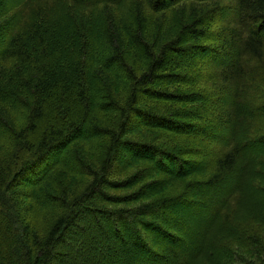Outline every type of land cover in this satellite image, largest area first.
<instances>
[{"label":"trees","instance_id":"trees-1","mask_svg":"<svg viewBox=\"0 0 264 264\" xmlns=\"http://www.w3.org/2000/svg\"><path fill=\"white\" fill-rule=\"evenodd\" d=\"M263 231L264 0H0V264H264Z\"/></svg>","mask_w":264,"mask_h":264},{"label":"rangeland","instance_id":"rangeland-1","mask_svg":"<svg viewBox=\"0 0 264 264\" xmlns=\"http://www.w3.org/2000/svg\"><path fill=\"white\" fill-rule=\"evenodd\" d=\"M199 81V79H198ZM198 83V82H197ZM196 83V84H197ZM204 87L206 88L205 90L210 92V86L209 85H205V84H201V82L199 83V85L197 84V86H195L193 88V90H198V91H202L204 89ZM209 88V89H208ZM182 91H188L189 90V87H182L181 89ZM169 137H173L172 135L169 134ZM123 155V153L121 154ZM133 155H136L133 154ZM132 158V156L129 155V153L127 154H124V157H123V160H122V163L123 162H126L128 160H130ZM166 165L170 168H172V165H170L169 163L166 162ZM158 177V176H157ZM213 194V193H211ZM250 201H254L255 200V195H252V193H250ZM199 200H202V201H205L206 203L208 202L207 199H199ZM189 220L190 222H198L199 224L201 225H205L207 224L211 218H212V212L210 211V208H206V209H200V210H196V208H191L189 211ZM34 218L36 219V221L40 224L41 222H39V218L40 216L42 215V213H39L38 210L35 211L34 213ZM178 216H175V218H177ZM102 218V217H101ZM178 224L181 225V220L179 218L176 219ZM82 224L84 225V228H85V232L83 233H76V232H72L68 237H67V241L66 243L63 245V247H61V251L63 253L65 252H70L73 254V256H79V254H82L84 253L85 249H77L76 248V245H82L84 243V239L87 238L88 236H98L99 234H97V232L95 231L96 230V226L92 223V219L91 217H84L82 218ZM103 224H105L104 222V219L102 220ZM190 222H187V225L186 227L187 228H192L190 226ZM196 229V228H195ZM196 233H198L200 231V228L199 230L196 229L195 230ZM179 233H182L180 230L178 231ZM201 232V231H200ZM195 236V235H194ZM185 239L189 242L183 246H180V247H176L174 248L175 250H178V249H183L184 251H190L191 248H192V245H204V243H202L201 241H198L196 238L194 239H190V238H186ZM262 239L264 240V231H263V236H262ZM98 253H99V256L94 258L92 261H91V264H100L99 260H100V255H104L106 253H110V252H106L104 251L103 248H100L98 250ZM78 259V258H77ZM80 264H86L84 263L83 261L80 260Z\"/></svg>","mask_w":264,"mask_h":264}]
</instances>
